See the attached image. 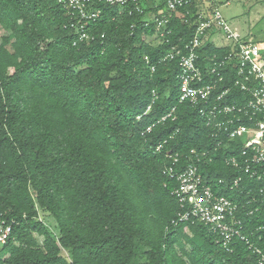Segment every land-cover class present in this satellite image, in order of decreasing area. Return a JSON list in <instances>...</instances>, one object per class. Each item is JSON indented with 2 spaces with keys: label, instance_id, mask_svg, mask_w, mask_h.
Masks as SVG:
<instances>
[{
  "label": "trees",
  "instance_id": "1",
  "mask_svg": "<svg viewBox=\"0 0 264 264\" xmlns=\"http://www.w3.org/2000/svg\"><path fill=\"white\" fill-rule=\"evenodd\" d=\"M197 1L157 33L165 0L94 1L90 21L57 0H0V227L11 230L0 264H257L264 163L244 173L242 142L179 102L180 62L167 58L193 38ZM230 51L198 52L210 104L224 87V103L248 99L232 64H217ZM191 164L238 205L243 241L227 249L202 222L177 221L175 174Z\"/></svg>",
  "mask_w": 264,
  "mask_h": 264
},
{
  "label": "built area",
  "instance_id": "2",
  "mask_svg": "<svg viewBox=\"0 0 264 264\" xmlns=\"http://www.w3.org/2000/svg\"><path fill=\"white\" fill-rule=\"evenodd\" d=\"M57 1L76 11L83 20H95L100 15V10L93 9L92 6L94 1L102 0ZM104 1L113 7H123L128 3L137 5L152 0ZM189 2L190 0H165V9L159 12L160 18L154 20L156 30L163 29L167 24L166 13L185 7ZM162 35L163 33H160V37ZM214 35L222 37L227 46L231 47V51L217 64L219 67L232 64V87L248 97L243 104L223 102L230 94V87H224L210 104L214 85L203 83L204 77L197 61L199 50L210 43V37ZM167 58H178L180 62L179 102L199 106V112L205 117L207 124L213 123L229 141L239 139L243 144L241 156L244 162L241 169L245 174L254 176L256 167L264 163V57L258 45L250 39H243L233 31L216 8L208 13L197 14L195 33L185 46V52L172 49ZM215 70L216 68L212 67L210 72L214 73ZM223 79V76L219 77L218 82ZM192 153L194 154V151ZM229 162L234 167L239 165L235 157L230 158ZM167 173L174 176L173 168H169ZM175 177L176 187L173 195L181 207L177 215L178 222H202L218 234L219 242L227 249L234 239L244 240L241 221L236 217L238 205L224 196L215 194L212 185L201 177L197 166L188 165L177 172ZM239 181L240 179L234 181L232 186L236 187ZM218 184H222V181ZM260 192L264 194V188ZM10 233V227H0V248L5 245ZM250 248L259 257L257 264H264V254L253 246Z\"/></svg>",
  "mask_w": 264,
  "mask_h": 264
},
{
  "label": "rangeland",
  "instance_id": "3",
  "mask_svg": "<svg viewBox=\"0 0 264 264\" xmlns=\"http://www.w3.org/2000/svg\"><path fill=\"white\" fill-rule=\"evenodd\" d=\"M196 6L201 13L217 8L233 31L243 39L252 40L264 53V0H198ZM157 37L155 34L151 39L156 41ZM210 42L217 47H227L220 36H211ZM41 221L56 233V223L51 217L41 215Z\"/></svg>",
  "mask_w": 264,
  "mask_h": 264
}]
</instances>
